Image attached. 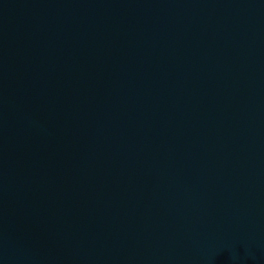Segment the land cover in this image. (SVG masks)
Returning <instances> with one entry per match:
<instances>
[{
	"label": "water",
	"instance_id": "water-1",
	"mask_svg": "<svg viewBox=\"0 0 264 264\" xmlns=\"http://www.w3.org/2000/svg\"><path fill=\"white\" fill-rule=\"evenodd\" d=\"M0 264H264V0H0Z\"/></svg>",
	"mask_w": 264,
	"mask_h": 264
}]
</instances>
